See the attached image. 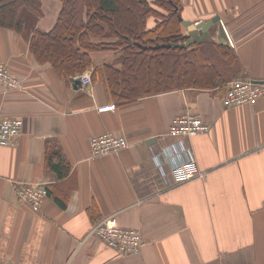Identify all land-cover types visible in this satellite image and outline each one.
<instances>
[{
  "label": "crops",
  "instance_id": "0c3cea01",
  "mask_svg": "<svg viewBox=\"0 0 264 264\" xmlns=\"http://www.w3.org/2000/svg\"><path fill=\"white\" fill-rule=\"evenodd\" d=\"M37 1L41 16L25 7L17 12L21 32L0 26V61L23 83V91L0 87V121H22L15 145L0 146V264H264V96L232 109L221 103L225 86L116 102L104 72L94 80L91 74L119 54L93 51L91 67L66 79L33 58L31 33L52 29L61 7L60 0ZM179 3L186 22L219 16L238 77L264 82V0ZM146 23L153 28L154 17ZM112 103L114 110H97ZM184 113L210 125L207 134L185 140L203 176L166 189L153 157L176 142L167 131ZM106 133L129 146L92 158L89 139ZM54 153L53 164L60 156L67 166L63 176L48 164ZM32 182L47 187L38 208L16 198L18 184ZM112 215L140 233L139 255L121 257L89 235Z\"/></svg>",
  "mask_w": 264,
  "mask_h": 264
},
{
  "label": "trees",
  "instance_id": "16d2710c",
  "mask_svg": "<svg viewBox=\"0 0 264 264\" xmlns=\"http://www.w3.org/2000/svg\"><path fill=\"white\" fill-rule=\"evenodd\" d=\"M1 1L2 27L21 32L23 24L16 21V14L23 7L41 16L37 0ZM60 4L52 29L31 33L30 53L65 79L89 69L93 51L119 54L113 64L95 68L91 74L94 80L98 72H104L105 86L116 102L183 89L213 90L240 78L233 51L226 45L204 41L186 48H153L186 41L180 29L179 0H60ZM149 17L155 19L151 29L146 28ZM106 35L111 40H91ZM56 155H48V164L63 176L68 169L60 164V156L56 158L59 165L53 164Z\"/></svg>",
  "mask_w": 264,
  "mask_h": 264
},
{
  "label": "built area",
  "instance_id": "2783aa9c",
  "mask_svg": "<svg viewBox=\"0 0 264 264\" xmlns=\"http://www.w3.org/2000/svg\"><path fill=\"white\" fill-rule=\"evenodd\" d=\"M0 87L6 92L20 91L22 83L19 78L11 74L8 67L0 62ZM264 96V83L249 79H237L228 83V88L222 98V106L226 109L251 105ZM113 105L100 106L98 111L113 110ZM22 122L15 118H5L0 121V146L15 145L21 133ZM209 124L201 117L185 113L174 119L169 126L167 136L176 140L168 149L154 155L157 170L166 189H171L196 178L203 176L199 170L195 155L190 146L185 144L186 139L207 134ZM125 138L110 133L94 136L89 140L91 157H100L127 148ZM178 157V161H174ZM169 164L168 168L165 165ZM16 198L20 203L38 208L47 196V187L42 182L18 184ZM108 248L118 252L122 257L138 255L144 245L136 230L120 228L114 215L97 222L90 230V234Z\"/></svg>",
  "mask_w": 264,
  "mask_h": 264
},
{
  "label": "water",
  "instance_id": "95a60500",
  "mask_svg": "<svg viewBox=\"0 0 264 264\" xmlns=\"http://www.w3.org/2000/svg\"><path fill=\"white\" fill-rule=\"evenodd\" d=\"M181 25L187 30L186 41L179 44H162L156 45L153 48H186L195 43H200L202 41H212L217 44H223L230 46V40L225 32V29L220 23L219 16H214L211 20L206 22L190 23L181 20ZM131 43V41H129ZM146 48V47H143ZM74 83H78V80H73Z\"/></svg>",
  "mask_w": 264,
  "mask_h": 264
},
{
  "label": "rangeland",
  "instance_id": "374dc122",
  "mask_svg": "<svg viewBox=\"0 0 264 264\" xmlns=\"http://www.w3.org/2000/svg\"><path fill=\"white\" fill-rule=\"evenodd\" d=\"M91 156V155H90ZM93 158H97V157H93ZM125 257H128V256H125Z\"/></svg>",
  "mask_w": 264,
  "mask_h": 264
},
{
  "label": "bare ground",
  "instance_id": "6f19581e",
  "mask_svg": "<svg viewBox=\"0 0 264 264\" xmlns=\"http://www.w3.org/2000/svg\"><path fill=\"white\" fill-rule=\"evenodd\" d=\"M15 13V12H14Z\"/></svg>",
  "mask_w": 264,
  "mask_h": 264
}]
</instances>
